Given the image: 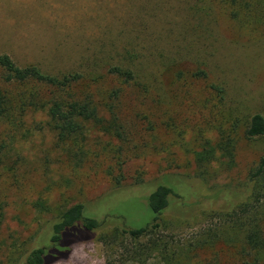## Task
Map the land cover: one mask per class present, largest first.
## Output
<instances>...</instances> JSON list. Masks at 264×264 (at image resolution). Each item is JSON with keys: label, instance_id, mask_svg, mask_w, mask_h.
<instances>
[{"label": "rangeland", "instance_id": "obj_1", "mask_svg": "<svg viewBox=\"0 0 264 264\" xmlns=\"http://www.w3.org/2000/svg\"><path fill=\"white\" fill-rule=\"evenodd\" d=\"M225 9L224 0H0V53L18 66L35 64L51 75L75 71L85 79L96 74L101 78L93 88L106 91L107 96L121 84L110 77L112 67L129 68L136 77L122 86L117 101L118 115L131 147L136 148V153L128 154L123 186L112 188L104 173L109 163L105 147L108 142L116 145L117 140L92 130L89 147L100 153L94 162L98 164L74 169L53 145L44 117L35 114L42 129L34 131L29 141L13 146L20 157L25 156L23 169L28 172L21 180L25 188L17 193L9 190L17 207L7 210L0 248L12 249L11 241L3 245V239L13 231L23 238L35 236L31 246L50 245L48 217L39 218L28 205L40 191L53 206L83 202L99 218L110 210L137 228L153 216L142 205L146 195L167 177L179 186L182 198L178 203L188 206L182 219L176 218L181 224L163 232L164 236L171 232L178 240H191L203 228L219 223L214 210L233 202L232 192L243 191L249 169L264 153V137L244 136L247 118L253 112L264 113V32L261 26L230 19ZM189 22L201 24L196 39L205 50L207 46L208 51L214 50L213 57L201 59L198 65L194 61L166 65L160 50L144 47L143 36L163 38L171 27L182 32ZM197 69L206 72V79L192 75ZM211 84L223 89L221 99ZM230 122L236 124L238 140L235 167L211 183L212 187L203 185L193 179L192 152L200 140L215 137L217 126L227 128ZM137 171H143V185L131 184ZM164 172L168 176L162 177ZM48 184L51 192L43 190ZM216 191L224 195L209 199ZM21 199L27 204L21 205ZM14 212L20 214L22 224L11 218ZM175 214L171 210L164 217ZM207 256L208 252L200 257ZM53 264L121 262L117 254L108 257L103 244L94 238L72 245L69 257ZM146 264L156 263L149 259ZM219 264H240V259L224 248Z\"/></svg>", "mask_w": 264, "mask_h": 264}, {"label": "trees", "instance_id": "obj_2", "mask_svg": "<svg viewBox=\"0 0 264 264\" xmlns=\"http://www.w3.org/2000/svg\"><path fill=\"white\" fill-rule=\"evenodd\" d=\"M224 3L230 19L255 24L264 32V0H224ZM198 26L189 22L182 32L177 31V26L171 27L163 38L143 36L144 47L148 51L160 50L166 65L187 61L198 65L201 59L214 56V50L208 51V46L205 50L196 39ZM149 55L153 54L149 52ZM197 70L192 75L206 79V72ZM108 72L121 84L107 96L106 91L93 88L101 76L91 74L85 79L75 71L51 75L35 64L18 66L10 56L0 53V228L6 222L8 208L17 207L15 201L10 200L9 190L17 193L26 186L21 181L28 172L23 169L25 156L20 157L19 150L13 146L29 141L34 131L42 129L40 122H35V114L44 117L54 138L53 145L61 149L74 169L98 164L94 162L100 153L89 147L92 130L117 140L116 145L108 142L105 147L109 163L104 173L112 188L123 186L127 179L124 167L129 160L128 154L136 153V148L131 147L130 136L118 115L117 101L122 86L135 82L136 77L133 70L122 66H114ZM210 88L222 98V88L213 84ZM229 124L227 128L217 126L215 137L200 140L198 149L192 152L193 179L203 185L212 187L218 177L235 167L236 124ZM244 136L246 139L264 137V113L253 112L247 118ZM11 151L15 152L14 157ZM164 173L162 177L168 176ZM164 178L162 182L157 181L145 202H141L153 216L137 228L126 225L122 217L111 215L110 210L99 218L88 212L83 202L53 206L40 191L28 205L39 218L48 217L45 222L50 224L47 236L50 245L31 246L35 236L23 238L13 231L3 239V245L11 241L12 249L0 248V264H53L67 259L72 245L94 238L103 244L108 257L117 254L121 264H146L149 259H154L156 264H219L224 248L233 250L240 264H264V153L249 169L243 191L232 192L233 202L225 203L222 209H213L218 211L219 223L213 228H203L191 240H178L171 232L164 236L163 232L181 224L176 218L182 219L184 207L188 206L178 203L182 198L179 186ZM132 180V185H143V171H137ZM43 190L51 192V185ZM221 192L216 191L209 199L221 198L224 195ZM24 204H27L25 199H21V205ZM171 210L177 216L165 219L164 215L171 214ZM11 218L17 223L23 222L18 212ZM206 252L209 257L202 259L201 254Z\"/></svg>", "mask_w": 264, "mask_h": 264}]
</instances>
